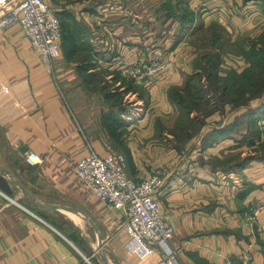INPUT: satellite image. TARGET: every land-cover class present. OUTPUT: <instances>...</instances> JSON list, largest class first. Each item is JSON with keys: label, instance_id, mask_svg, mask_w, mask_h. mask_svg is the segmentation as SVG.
Wrapping results in <instances>:
<instances>
[{"label": "crops", "instance_id": "obj_1", "mask_svg": "<svg viewBox=\"0 0 264 264\" xmlns=\"http://www.w3.org/2000/svg\"><path fill=\"white\" fill-rule=\"evenodd\" d=\"M44 1L71 36L66 42L61 33L52 72L17 22L0 32V264H79L81 243L92 248L87 255L96 264H159L161 254L171 251L176 264H264V93L206 116L191 111L189 119L201 126L187 139L181 135L189 128L177 124L180 107L170 96L198 74L193 39L208 25L223 29L232 52L259 46L264 0ZM180 7L189 21L181 18ZM154 52L162 53L164 74L121 77L119 64L149 61ZM221 58L220 75L248 65L240 53ZM83 71L102 72L123 93L115 118L122 131L118 140L99 119L110 108L105 97L93 120L83 122L74 110L72 96L81 92ZM206 98L215 102L212 93ZM89 152L123 154L135 181L158 172L153 198L175 228L171 241L155 243L142 259L125 252L124 213L75 176L77 160ZM30 153L40 162L28 164ZM31 199L73 210L47 209ZM52 216L68 222L71 232ZM87 218L101 234L102 249Z\"/></svg>", "mask_w": 264, "mask_h": 264}, {"label": "built area", "instance_id": "obj_2", "mask_svg": "<svg viewBox=\"0 0 264 264\" xmlns=\"http://www.w3.org/2000/svg\"><path fill=\"white\" fill-rule=\"evenodd\" d=\"M0 0V32L17 22L24 35L48 72H52L54 61L60 56L59 40L61 28L55 10L44 0ZM166 63L160 52H154L148 60L141 58L133 63L117 66L124 79H140L165 73ZM28 164L40 159L35 154L26 156ZM74 173L92 193L104 204L125 215L127 238L124 250L139 259L150 256L155 243L171 241L175 228L161 214L153 194L161 179L156 170L140 181L133 180L126 172V160L121 153H107L99 156L89 152L77 160ZM79 264H96L93 256L79 251ZM176 251L161 254L159 264H176Z\"/></svg>", "mask_w": 264, "mask_h": 264}, {"label": "trees", "instance_id": "obj_3", "mask_svg": "<svg viewBox=\"0 0 264 264\" xmlns=\"http://www.w3.org/2000/svg\"><path fill=\"white\" fill-rule=\"evenodd\" d=\"M176 3L182 5V3L188 1V0H173ZM178 12L182 13L181 18H184V21H189V14L186 12V10H183V8H178ZM170 12H175L170 11ZM59 19V18H58ZM187 19V20H186ZM61 25V33H62V39L64 41H68V39L71 37L69 33L67 34L65 30H63ZM258 45H251L250 48L246 51L239 50L240 55L246 60L248 65L244 67L242 70L237 71L235 69H230L226 74L220 75L219 74V68L222 64V55L220 52H214L211 54H214L212 58H210L211 54H209L207 57H204L206 60L209 59L208 62V69L210 71V74L206 77L208 82V87L214 86L219 91V97L224 100V98L227 96L228 93H237V96L235 95L232 99H226L224 100L225 104H233L234 106H240L246 104L249 100L253 98H257L263 95L264 93V79L261 78V75L257 73L252 68L254 67H264V31L261 32L257 37ZM257 54V60L253 61V57ZM203 68V67H202ZM86 71H83V83L85 84V81H87L88 77L93 76V73L85 74ZM198 79L197 74L190 75L187 79L186 86L182 90H173L170 93V96L172 99H174L180 109V118L178 120V125L181 123V126L183 128H189L188 124L194 125L196 128L192 131L189 128V133L183 132L181 135V138L187 139L192 137L194 134H196V131L200 128L201 123L192 121L189 119V113L192 111V109H187L185 107V104L183 105L179 98L183 95V93L187 92V95L195 94L194 99L195 100H201L206 99V95L204 97V94H200L201 91H203L202 86L198 88V85L200 82L193 83L194 79ZM199 80V79H198ZM253 81V82H252ZM90 81L86 82L89 83ZM246 85V86H245ZM247 85H249L247 87ZM206 90V89H205ZM116 92V93H115ZM114 95H104V97L108 100H114L110 103V108L107 109L105 112L100 113V122L101 125L106 129V132L112 136L114 139L118 140L120 136H122V131L117 130L120 128L119 122L115 119L116 115H118L122 111V102H120V99H118V96L121 94V92L118 91V89H113L111 91ZM208 94V93H207ZM222 100V101H223ZM261 148L264 150V146H261Z\"/></svg>", "mask_w": 264, "mask_h": 264}, {"label": "rangeland", "instance_id": "obj_4", "mask_svg": "<svg viewBox=\"0 0 264 264\" xmlns=\"http://www.w3.org/2000/svg\"><path fill=\"white\" fill-rule=\"evenodd\" d=\"M209 26V25H208ZM206 28V30H202L199 33L197 32L194 36L193 41L196 43V49H198L199 58L197 61V68H198V79L195 78L193 83L200 82L198 85V88L202 85H206V90L202 89L203 91L200 92V94H204L207 96V93L213 95L214 103H211L210 99L206 98L201 100H195V94L190 93V95H187L186 93H183V95L179 98L181 103L184 105L187 109H192V111L197 112L198 115L203 114L204 116L214 112L215 110H220L225 105L224 100L232 99L235 95L237 96V93H228L227 96L223 99L219 97V91L214 86L208 87V82L206 77L210 74V71L208 69V60L204 57H207L209 54L214 53L209 48H216L222 52L223 56H226V53H232V54H239V52H232L231 50H235L228 38H225L224 31L220 26L216 25H210V27ZM264 45V43H263ZM228 50V51H226ZM238 50V49H237ZM214 54H211L210 58H212ZM253 61L257 60V54L255 57H253ZM203 67V68H202ZM257 73L261 75V78L264 79V67H254L252 68ZM105 75H103L102 72H95L93 73V76L88 77L87 81H85V84L82 82L81 85V92L78 95L72 96V106L74 110L79 111V118L83 122H85L88 118L91 117L95 118L101 109L102 106V97L104 98V95H114L111 91V86L113 85L114 89H118L117 86H115L113 83H107L105 80ZM203 79V82L201 84V80ZM90 81L91 83H86ZM253 82V81H252ZM246 86V85H245ZM249 85H247L248 87ZM200 89V88H199ZM119 91V90H118ZM121 92V91H119ZM116 93V92H115ZM118 99H120V102L123 103L124 96L123 93L118 96ZM223 100V101H222ZM114 100H107L105 99V102L110 104ZM181 109V108H180ZM189 128L193 131L196 127L192 124H188ZM53 219H55V223L60 225L61 229L67 233L71 232V225L68 222H65V220L62 217H55L52 216ZM91 237L93 240H96V235L93 233L92 229L90 228ZM79 248L81 249V252L84 254H90L92 253V248L85 245L84 243L78 244ZM97 246H95L96 248ZM96 253V252H95ZM98 255V253H96Z\"/></svg>", "mask_w": 264, "mask_h": 264}, {"label": "water", "instance_id": "obj_5", "mask_svg": "<svg viewBox=\"0 0 264 264\" xmlns=\"http://www.w3.org/2000/svg\"><path fill=\"white\" fill-rule=\"evenodd\" d=\"M31 200H32V199H31ZM32 201H33V200H32ZM33 202H34V201H33ZM34 203H35V202H34ZM35 204H37V205H39V206H41V207L47 208V209H51V210L64 209V210L71 211V212H72V210H73V209H71V208H69V207H66V206H63V205H42V204H38V203H35ZM85 216H86V215H85ZM87 220H88V222L90 223V225L93 227V229L95 230V232H96V234H97V239H98V246H99V249H102V247H103L102 237H101V234H100V232H99L97 226H96V225H95L90 219L87 218ZM103 259H104V261H105L104 256H103ZM105 264H106V262H105Z\"/></svg>", "mask_w": 264, "mask_h": 264}]
</instances>
